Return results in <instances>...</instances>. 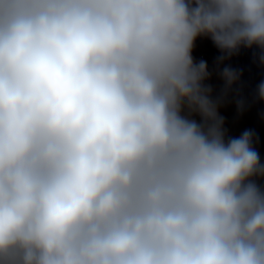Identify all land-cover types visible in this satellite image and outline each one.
Instances as JSON below:
<instances>
[{
	"label": "clouds",
	"instance_id": "1",
	"mask_svg": "<svg viewBox=\"0 0 264 264\" xmlns=\"http://www.w3.org/2000/svg\"><path fill=\"white\" fill-rule=\"evenodd\" d=\"M202 36L264 51V0H0V264H264Z\"/></svg>",
	"mask_w": 264,
	"mask_h": 264
}]
</instances>
